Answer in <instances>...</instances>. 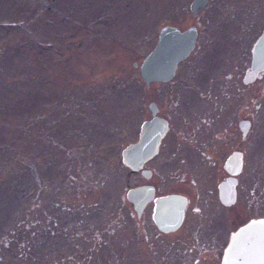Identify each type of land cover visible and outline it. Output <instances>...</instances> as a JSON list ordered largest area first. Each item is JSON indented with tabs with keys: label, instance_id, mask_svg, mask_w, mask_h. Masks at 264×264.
Returning <instances> with one entry per match:
<instances>
[{
	"label": "rangeland",
	"instance_id": "374dc122",
	"mask_svg": "<svg viewBox=\"0 0 264 264\" xmlns=\"http://www.w3.org/2000/svg\"><path fill=\"white\" fill-rule=\"evenodd\" d=\"M189 2L0 0V264H218L215 242L264 215V74L242 81L264 1L208 0L196 14ZM164 24L194 25L195 45L167 84L146 86L138 64ZM151 100L172 128L195 107H239L250 119L231 146L243 151L235 204L221 206L215 180L198 175L197 231L188 210L178 229L159 232L151 205L137 217L125 197L144 181L191 194L184 181L145 180L122 162ZM210 228L225 235L206 242Z\"/></svg>",
	"mask_w": 264,
	"mask_h": 264
},
{
	"label": "water",
	"instance_id": "95a60500",
	"mask_svg": "<svg viewBox=\"0 0 264 264\" xmlns=\"http://www.w3.org/2000/svg\"><path fill=\"white\" fill-rule=\"evenodd\" d=\"M206 4V0H192V14ZM196 28L189 25L184 29L170 24L162 25L152 48L143 56L138 64V72L146 84L153 81H168L175 73L178 61L184 59L193 49ZM250 62L244 71L242 81L248 83L264 74V26L253 40L250 49ZM149 107L154 112L153 103ZM247 128V123L241 127ZM166 129L165 121L153 115L143 123L140 137L129 143L121 152L122 162L131 170L141 169L142 163L156 152L162 133ZM224 169L230 174L218 186L219 199L224 204H231L235 197L236 179L241 167L239 152H233L225 160ZM144 176L148 173L142 171ZM125 197L131 202L136 216H139L145 203L153 199L154 210L152 219L155 226L162 232L175 230L182 218L185 205L184 196L168 194L153 198L151 185H136L127 189ZM264 248V215L251 218L233 230L223 248L219 264H249L259 260L261 249Z\"/></svg>",
	"mask_w": 264,
	"mask_h": 264
},
{
	"label": "flooded vegetation",
	"instance_id": "af4514ba",
	"mask_svg": "<svg viewBox=\"0 0 264 264\" xmlns=\"http://www.w3.org/2000/svg\"><path fill=\"white\" fill-rule=\"evenodd\" d=\"M191 1L192 0H190L189 2V6H190ZM207 3H208V0H206V4L204 7H206ZM203 8L197 10L195 14L197 12H200V10H202ZM253 14L255 15L254 12ZM262 27L260 28V31ZM249 55H250V52H249ZM249 62H250V56H249ZM172 77L168 81H164V82L153 81V82H149L148 84L144 83L143 81L142 82L146 86H149V84L151 83L167 84L172 79ZM222 95H224L223 92H222ZM149 103H153L154 112H152V110L150 109ZM147 110L149 111V117L148 118L144 117L140 121L137 139L140 137L142 133L143 123L149 120L153 115H156L165 121L166 129L162 133L158 141L156 152L142 163L141 169L134 171V170H131L128 166L126 165L125 166L129 170H131V172L139 173L140 176L145 180L152 175L153 176L156 175L159 180L170 178L172 180V181H169L170 185L175 184V181H180V182L184 181L185 184L189 186V190L191 191V194L181 189L182 187L177 188L175 186H172L167 191L159 192V188H158L159 186H157L156 184L146 182V181L140 182L136 185H151L153 187V198L158 197V196L168 195V194H177V195L184 196L185 205L183 208V218L179 226L176 229H178L183 224L186 218L185 217L186 213H188V210H189L194 216L193 219L191 220L192 225H193L191 230L197 231L198 228L204 225V222H205L204 221L205 212L203 208L202 193L199 188V184L204 183V181L202 182L198 175L201 176L205 173L204 177H206L207 181L215 180V184H216L215 194L221 206L229 207L235 204L237 175L240 173L242 169L243 151L237 148L231 149V146L239 141V139L237 138L242 137L246 134L250 126V119L245 118V117L241 118L239 107L220 108L217 113L214 112L212 109L211 111L212 115L210 114V112L205 113L204 112L205 109L203 110L202 108L195 107V109L190 110L192 112L186 111L185 113L184 112L179 113L178 114L179 118L177 119L180 120L181 125L178 128L176 127L172 128L171 123H170L171 118L168 117L166 113L165 114L162 113L160 106H158V104L155 101L151 100L147 103ZM244 123H247V128L244 131H242L241 127L244 126ZM212 124L213 126H211ZM172 134L174 135V137H173L172 142L170 143L169 137ZM236 134L238 135L237 138L235 137ZM226 144L229 146V149L227 148L228 150L224 149ZM233 152L240 153L241 167H240V171L238 172V174L234 175V178L236 179L234 201L233 203L227 205V204L222 203L219 199L218 186H219V183L225 177L230 175L224 169L223 165H224L225 160ZM149 162H152V166L148 165ZM175 162L186 164L184 168L182 167L183 169L182 172L176 171L174 167L167 168V165H169L170 163L175 164ZM160 166H161V169H160ZM219 169H221L223 173V175H221L220 178L217 176L219 173L218 171ZM143 170L148 173V176L143 175V172H142ZM160 175H164V177L161 178ZM184 175H187V176L184 177ZM175 177H177L178 180H176ZM136 185H133V186H136ZM205 191L206 193L212 192V190L209 188L205 189ZM148 205H151V218H152V213L154 210L153 199L145 203L144 207L142 208V211ZM237 215H239L240 217L239 213ZM251 218H257V217H249L247 219L249 220ZM155 228L157 229L156 226ZM157 230L159 232H162L159 229ZM167 232H170V231H167ZM162 233H166V232H162ZM225 233H226V240H225V243H226L231 232L227 231ZM224 235L225 234L222 233V230L219 231V234L216 235V230L214 228H210V230L206 231L205 239L207 240H204V241L207 242L210 240V238L214 239L215 236L218 238H221ZM212 241L214 242V240ZM223 243L221 244L218 241L215 242L216 249H215L214 254H222V251L224 248ZM219 261H220V258H219Z\"/></svg>",
	"mask_w": 264,
	"mask_h": 264
},
{
	"label": "snow or ice",
	"instance_id": "6c2138e0",
	"mask_svg": "<svg viewBox=\"0 0 264 264\" xmlns=\"http://www.w3.org/2000/svg\"><path fill=\"white\" fill-rule=\"evenodd\" d=\"M249 264H264V248L261 249V255L259 260L250 261Z\"/></svg>",
	"mask_w": 264,
	"mask_h": 264
}]
</instances>
